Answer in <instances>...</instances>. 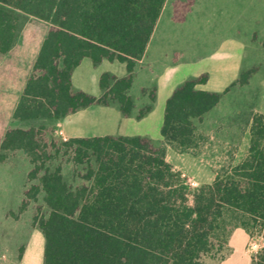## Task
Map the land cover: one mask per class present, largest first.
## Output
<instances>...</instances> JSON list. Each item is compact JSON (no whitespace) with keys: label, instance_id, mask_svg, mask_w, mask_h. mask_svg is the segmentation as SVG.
Listing matches in <instances>:
<instances>
[{"label":"trees","instance_id":"trees-1","mask_svg":"<svg viewBox=\"0 0 264 264\" xmlns=\"http://www.w3.org/2000/svg\"><path fill=\"white\" fill-rule=\"evenodd\" d=\"M165 3L0 0V54L13 49L21 14L50 25L14 118L56 121L110 101L131 116L134 73ZM190 3H177L176 21L184 20ZM85 59L95 65L118 61L126 64L128 75L119 79L104 73L100 98L75 91L73 73ZM250 74L238 83L247 84ZM208 80L207 74L188 80L167 100L161 146L147 138L114 136L63 143L74 166L84 167V184L76 190L65 183L61 168H49L53 157L44 142L46 127L10 129L0 137V151H22L34 165L31 179L39 186L28 196L44 193L49 214L36 219L45 237L44 264H220L239 228L252 239L261 236L263 247L252 264H264V115L253 116L247 156L217 173L211 184L191 187L167 161L166 145L195 153L203 140L196 121L221 102V94L199 88Z\"/></svg>","mask_w":264,"mask_h":264},{"label":"rangeland","instance_id":"rangeland-1","mask_svg":"<svg viewBox=\"0 0 264 264\" xmlns=\"http://www.w3.org/2000/svg\"><path fill=\"white\" fill-rule=\"evenodd\" d=\"M169 16H171L170 5L163 11L161 22L152 40L151 50L149 49L148 52L149 56L136 68L135 85L132 90V96L137 105L133 117H136L139 109L149 103V93L156 87L157 100L153 105V111L142 121L130 118L123 120L122 124L129 136H146L151 138L156 146L163 145L164 142L160 144L162 140L160 126L163 122L166 100L174 90H171L172 83L177 82L176 88H178L184 82L204 72L208 73L210 81L206 89L221 94V102L218 108L208 116L196 121L197 131L203 140L199 141V147L195 153H188L192 156L181 155L182 153L178 150L167 145L172 148L169 152L170 163L184 171L185 174L182 173L188 183L196 188L199 186H193L189 177H194L200 183H206L221 170L234 165L233 154L239 151L242 155L244 152L248 140L245 139L247 115L240 110L238 116H235L236 121L241 122L244 137L237 139L239 146L229 147V121L234 119V113L230 112L229 108L239 109L244 106L238 102V105H235L232 101L229 105V100L238 99L239 101L241 97L253 96L258 84H261L264 79V45L261 40L263 35L255 31L263 29L264 26V0H235L232 8L220 13L222 21L227 20L229 26H224L219 34L222 35L228 31L231 36L234 30V34L242 36L240 39L242 41L234 45L229 42V48H231L230 45L233 46L232 51H229V57L221 55L216 59V63L208 59L209 54L215 49L206 48V46L213 47L214 42H197L195 45L198 47L194 46V42L186 38V35L193 30L188 34L180 31L178 36V31L168 18ZM49 29L48 23L21 14V28L12 51L0 54V134L10 129L29 130L46 127L44 142L51 145L53 157L49 168L51 171L61 168L65 183L70 189L76 190L84 184L81 179V176L85 175L84 167L74 166L69 151L62 146L69 138L56 132L55 121L21 122L13 119L14 108L25 80L32 74V63ZM181 29H184V26L179 25L178 30ZM253 32L256 33L250 40ZM206 34L209 35L211 32ZM182 36L185 38H183L184 41ZM178 37L179 44L176 42ZM185 60L193 61V64L182 68L178 75L170 80L167 76L164 77V75L175 74L181 62ZM125 67L118 61H106L97 65L91 75L98 78L100 74L107 72L116 78L126 74ZM250 69H254L255 72L258 69L250 80V86L235 82ZM78 75L81 77V74ZM231 83L233 84L229 87ZM143 89H147L148 92L144 94ZM88 90L95 94L98 86L91 84ZM54 143L56 147L52 146ZM33 169L34 165L22 151H0V264L3 263V255L9 260L13 256L16 258L22 252L20 249L23 246L33 244L37 250L41 249L44 235L36 219L46 218L49 209L44 203L43 192L36 199L28 196V192L33 187L39 186L38 180L31 179ZM262 244L261 236L255 234L249 249L255 255L260 251Z\"/></svg>","mask_w":264,"mask_h":264},{"label":"crops","instance_id":"crops-1","mask_svg":"<svg viewBox=\"0 0 264 264\" xmlns=\"http://www.w3.org/2000/svg\"><path fill=\"white\" fill-rule=\"evenodd\" d=\"M189 2H191L190 7H189V11L185 13L184 20L180 21V22L176 21L175 16L177 14V6H176L177 3L187 4ZM234 4H235V0H166L163 11L165 10V8L168 5L171 6V16H169L168 18L171 20L173 26H175L176 30L178 31V36H179L180 31H183V32L188 34L190 31L193 30L191 33L186 35V38L193 41L194 46H196L195 44H197V42H203V41L214 42L213 47L206 46V48L215 49L214 52L209 54L208 59L211 60L212 63H216L217 62L216 59H218L219 56H221V55H225V56L229 57V51H232L231 48L233 47L230 45L231 48H229V42L233 43L232 45H234V43L242 41V40H240L242 38V36L239 37L236 34H234V32H235L234 30H233L231 36H229L228 31L225 32V34H222V35L219 34L220 31H223L224 26H227V27L229 26V22L227 20L222 21V19L220 18L221 17L220 13L229 10L230 7L232 8V6ZM162 14H163V12H162ZM162 14H161V17H162ZM161 17L159 19V22H158L156 28H155V31H154L153 36L151 38V41L147 47L145 55H144L143 59L138 62V64L142 63L143 60L149 56L148 52H149V49L151 50L152 40H153L155 32L158 28V25L161 22ZM179 25L184 26V29L178 30ZM209 31L211 32V34L205 35V33L209 32ZM255 31L257 33H262L263 36L261 37L262 38L261 40H262V45H264V26H263V29L255 30ZM256 32H253L250 40H252L253 35ZM183 38H184V36H182V40H183ZM179 40H180V38L178 37L176 40V42L178 44H179ZM43 42H42V44H43ZM42 44H41V46L37 52V56H36L34 62L32 63V68H31L32 71H33L35 62L38 58L39 52L41 50ZM178 44H177V47L179 46ZM183 45L187 46L185 43H183ZM196 47H198V46H196ZM177 52H179V49ZM183 53H184V51H183ZM104 62H106V61H104ZM103 63H101V64H103ZM121 64H123V63H121ZM138 64H137V66H138ZM192 64H193V61L191 62V61L185 60V61L181 62L179 68L177 67L178 69L175 71V74L164 75V77L167 76V78H169V80H170L171 78L176 77L182 68L186 67L187 65H192ZM124 65L126 66V64H124ZM96 66L97 65L93 64L89 59H85L82 62V64L74 71V73H73V85H74L75 91H82V92H85L89 95L95 96L97 98H100L101 96H103L104 91L100 87V80H101V76L104 73L100 74V76L98 78H96V76L92 77V75H91L93 73V71L96 70ZM125 68H126L125 69L126 74L124 73L122 76H117V78L121 79V78H124L128 75L127 67H125ZM258 69H257V71H258ZM249 72H251V74L249 76V80H248L249 82L246 84L247 86H250V83H251L250 80H251L252 76L254 75L255 70L250 69V70L246 71L245 73H249ZM256 72H255V74H256ZM105 73H107V72H105ZM78 74H81V77ZM204 74H207L209 76L208 73L204 72L197 77H200ZM30 76H31V74H30ZM30 76H28L25 80L22 92H21L19 99H18V102H17V105L14 108L13 119H15L14 118L15 111L19 105V102H20V99L23 95L26 83H27ZM135 77H136V70L134 73V84H133L132 89L129 92V94L132 97L134 104H135V109H134V112L131 116L127 117V116L123 115L121 112V109H120V105L117 102H111L108 105H94V106L89 107L87 109H82L75 114L69 115L64 119L56 120L55 121L56 132H59V134L63 135L65 138L67 137L69 139H72V138H88V137H104V136L142 137V138L151 139V138H148L146 136H139V135L129 136V134H127L125 132V129H123V124H122L123 120L132 118V119H135L137 121H142L143 119H145V117L149 113H151L153 111V105L155 104V102L157 100V91L158 90L155 87L149 93V97H150L149 103L145 107L139 109L138 114L140 113V111L146 110L149 107H150V111L147 112V114L142 119H138L137 116L133 117V115L135 114V112L137 110L136 102L132 96V90H133L134 85H135ZM239 80L240 79L236 80L235 82H237ZM209 81H210V76H209V80H208L207 84L204 86H200L199 88L202 90L208 91V92H212V91H209L206 89ZM235 82H233V83H235ZM176 83L177 82H175V84L172 83L171 90L172 89H174V90L170 94V96L167 98V100L172 96L174 91L177 89ZM233 83L229 84V87ZM91 84H93L94 86H98V91L95 92V94H93L92 92H90L88 90V88L90 87ZM210 89H212V88H210ZM153 91H155V100L154 101L151 100V93ZM143 92H144V94H146L148 91H147V89H143ZM212 93H217V92H212ZM167 100H166V103H167ZM230 101H232L235 105H238V103H242V105H244V106L240 107L239 109L238 108H235V109L229 108L230 112L232 111L234 113V119L229 121V147L232 148V147L239 146L237 139H243V137H244V133L242 132L241 122L236 121L237 119H235L236 118L235 116H238V112H240V110L243 111L242 113H244V114L246 113V115H247V122H246L247 125H245L247 131L245 132V139H248V140H247V143L245 144V149H244V152L242 155L239 153V151L237 153L233 154L234 155L233 160L235 161L233 166H236L239 163H241L243 161V159L248 154V150H249V146H250V130H251L253 116L255 114H263L264 115V79L262 80L261 84H258L257 91L253 94V96L249 95L245 98L241 97L239 99V101H238V99L229 100V105L232 104V102H230ZM166 103H165V108H166ZM219 105H220V103H219ZM218 106L215 107L213 110L218 108ZM165 108H164V113H163V122H164ZM211 112H209L205 116H208ZM163 122L160 126V135H161V129L163 126ZM6 132L4 134L1 133L0 137H4L6 135ZM161 137H162V135H161ZM163 142H164V140L162 137V140H160V144ZM166 147H167V161L170 163L169 152L172 150V148L168 147L167 145H166ZM241 153H242V151H241ZM184 154L191 155L188 153H182L181 155H184ZM193 157H195V156H193ZM174 167L177 170L184 173V171L178 169L176 166H174ZM183 177H184V175H183ZM215 178H216V174L213 177H211L210 180L207 181L206 183H200L199 181L195 180L194 177H189V181L192 185L194 184V186H200V185H204V184H211L215 180ZM252 240L253 239L251 238V236L244 229H241V228L236 229L233 232V234L229 240L230 253L227 256V258L224 261H222L220 264H252L254 254L249 249V245H250ZM20 250L22 252L16 258L13 256L10 260L8 258H5L6 256L3 255V263L2 264H44L45 237H44V240L42 241L41 249L37 250L36 246H34L33 244H29V246L26 245V246L21 247Z\"/></svg>","mask_w":264,"mask_h":264},{"label":"built area","instance_id":"built-area-1","mask_svg":"<svg viewBox=\"0 0 264 264\" xmlns=\"http://www.w3.org/2000/svg\"><path fill=\"white\" fill-rule=\"evenodd\" d=\"M193 186H194V184H193ZM250 245H251V243H250ZM252 247H253V246H252ZM262 247H263V244H262V246H261V249H262ZM253 248H255V247H253ZM261 249H260V250H261Z\"/></svg>","mask_w":264,"mask_h":264}]
</instances>
